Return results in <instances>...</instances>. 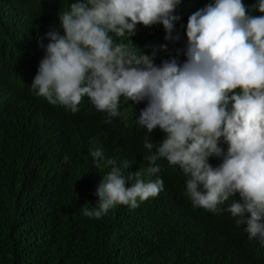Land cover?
I'll return each mask as SVG.
<instances>
[{
	"label": "clouds",
	"instance_id": "clouds-1",
	"mask_svg": "<svg viewBox=\"0 0 264 264\" xmlns=\"http://www.w3.org/2000/svg\"><path fill=\"white\" fill-rule=\"evenodd\" d=\"M180 3L75 0L70 11L59 14L64 34L46 33L50 42L43 59L36 57L23 68L3 44L0 55L16 66L10 86L73 113L79 104H87L101 116L107 113L105 122L110 123L121 115V97L134 102L131 118L146 134L143 159L148 163L138 160L133 145L130 150L119 147L123 159L92 150L90 161L100 171L93 181L100 184H91L99 201L92 209L83 208L85 216L101 218L116 205L134 211L153 202L161 222H184L182 208L158 174L157 161L165 158L188 177L186 194L192 207L233 222V228L221 229L223 246L203 264L223 262L229 246L245 258L252 246L264 264V15L250 14L243 0H214L198 9L188 18L187 59L182 65L172 59L157 66L158 56L152 60L136 55L128 45L114 42L113 36L135 35L138 24L160 23L165 39H170L180 19L173 14ZM251 8L264 13V0ZM43 39L38 38L42 48ZM161 45L162 39L153 37L144 44L159 48V53ZM85 96L90 101H82ZM8 102H0V107ZM38 110L30 97L21 103L24 116ZM221 138L228 145L226 152ZM210 157L222 158V163L214 168Z\"/></svg>",
	"mask_w": 264,
	"mask_h": 264
},
{
	"label": "trees",
	"instance_id": "trees-1",
	"mask_svg": "<svg viewBox=\"0 0 264 264\" xmlns=\"http://www.w3.org/2000/svg\"><path fill=\"white\" fill-rule=\"evenodd\" d=\"M73 2L0 0V44L23 68L32 65L36 57L43 59L50 42L46 33L56 30L64 34L59 14L70 11ZM213 2L181 0L173 13L180 19L170 39H165L167 34L160 23L147 27L138 24L135 35L113 36L114 42L128 45L136 55L141 53L152 60L158 56L157 66L172 59L182 65L187 59L188 18ZM256 2L243 0L250 14L264 15L251 8ZM39 37L44 38L43 48ZM151 37L162 39L160 53L157 47L144 46ZM9 60L0 55V102L9 99L6 108L0 107V264H203L209 254L218 252L224 244L221 229L233 228V222L224 215L213 216L208 210L192 207L186 194L188 177L165 158L157 161L161 167L158 174L182 208L184 222H161L153 202L134 211L116 205L101 218L85 216L83 208L92 209L99 201L91 184L99 183L93 179L100 172L90 161L92 150L102 149L103 156L123 159L125 153L119 152V147L130 150L133 145L139 150L138 160L148 163L143 159L146 134L131 118L134 102L121 97V115L112 117L110 123L105 122L107 113L101 116L87 104H79V111L73 113L10 86L16 66L7 64ZM29 97L39 104V110L24 116L21 103ZM82 101L90 99L85 96ZM220 146L227 151L223 138ZM209 163L215 168L222 158L210 157ZM52 167L59 168L45 173ZM114 208L119 212L107 217ZM120 216L123 224L119 223ZM212 264L263 262L252 246L246 258L229 246L223 262Z\"/></svg>",
	"mask_w": 264,
	"mask_h": 264
}]
</instances>
